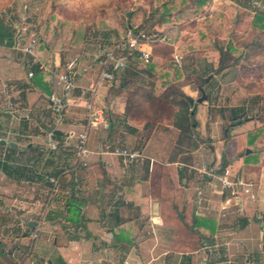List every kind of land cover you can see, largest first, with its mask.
Listing matches in <instances>:
<instances>
[{
    "label": "crops",
    "instance_id": "0c3cea01",
    "mask_svg": "<svg viewBox=\"0 0 264 264\" xmlns=\"http://www.w3.org/2000/svg\"><path fill=\"white\" fill-rule=\"evenodd\" d=\"M210 4V17L224 15L227 21L233 12L252 21L256 9L264 11V0ZM164 31L172 35L173 57L181 55L183 28L167 26ZM98 50L93 59L79 61L76 88L67 94L58 78L30 66L29 57L13 44L0 45V264H264V157L259 170L249 173L253 160L237 159L247 149L246 134L227 141L236 154L225 169L248 185L237 186L232 197V190L223 191L217 179L225 157L211 148L217 160L198 166L202 146L197 127L189 141L173 126L147 135L146 123L125 118L127 91L118 92L125 70H118L115 83L103 82L94 97L82 91L100 77ZM37 55L46 67H61V54L51 46L43 45ZM208 62L202 66H217V59ZM30 70L34 79L28 77ZM136 74L139 81H151L140 70ZM183 90L193 100L195 91L189 86ZM91 100L106 119L91 130L89 149L96 152L109 144L140 152V160L126 166L113 155H94L89 167L74 169L76 137L87 125ZM57 102L64 106L61 113L55 111ZM234 106L227 98L229 109H224ZM209 108L199 116L205 132ZM165 135L177 136L178 153L163 150ZM185 143L190 156L179 146ZM47 177L60 179L48 206Z\"/></svg>",
    "mask_w": 264,
    "mask_h": 264
},
{
    "label": "trees",
    "instance_id": "16d2710c",
    "mask_svg": "<svg viewBox=\"0 0 264 264\" xmlns=\"http://www.w3.org/2000/svg\"><path fill=\"white\" fill-rule=\"evenodd\" d=\"M50 1L54 3L55 7L58 6L61 8V10H64L67 14H69L72 18L68 21H74L78 34H83V37L79 41V46L81 49L87 45L86 41L89 36V32L95 29L96 19L107 9H112L116 15H122V13H125V16L127 17V29L136 25H139L144 29V24L149 21L148 18H150L152 21L155 18L156 13H151V10H156L161 7L160 10H162L164 13H169L170 17L168 19L161 18L155 24H151L150 29L145 28L144 30L147 32H163L165 27L176 24V20L182 21L184 17L196 15V10L206 9L208 4H210V0H192L191 3L188 0H168L167 2L166 0H153V4L151 2L148 7L143 6V9L140 8L141 10H137V3L139 0H96L93 1L91 7L88 5L90 0H83L79 2L70 0H63L64 2H62V0ZM256 10L257 11L254 15V18L251 21V28L254 32L253 36L251 37V42L248 44L244 43L242 49L239 48L235 42V38H239L241 41H246V38L244 40L241 39V37H244L243 35H239L242 31L240 29L245 31V29L241 27L240 21H238L236 24H233L232 21L227 22L225 17L220 15L218 16L220 20L219 18H210L212 19L210 20V24L212 25L211 29L217 32H225V35L222 34L221 37L210 36L209 41H207L204 36H201V38L198 39L197 34H199V36L203 35L202 32H198L197 34L188 33L185 29L186 25H183L182 27L184 33L180 40L181 53H216L218 56L216 62L217 67L216 69H213V74L222 76H229L233 74L234 79L239 81V83L242 85L245 84L246 80L251 86L256 83L258 85V74L256 75V69H244V62H248V60H250L249 56H252V58H257L261 54L260 47L262 46V43H264V11L261 9ZM130 12L131 15L129 16L128 13ZM177 13L179 14L177 15ZM216 14L218 15V13ZM52 19L55 21L57 20L55 17ZM93 34L97 35L96 30ZM123 34L120 35L116 31H113V33L109 32L108 35H104V39L101 41V43H99V45L105 46L117 43L122 38ZM258 34H263V38L260 39ZM109 35L115 36L116 39L107 40L110 37ZM237 35H239V37ZM190 36L193 37L191 38ZM202 38H204L203 41ZM13 39V31L7 24L6 20L4 19V15L1 12L0 45H5L8 40ZM40 41L41 44L46 45V43L43 42V39H40ZM195 43H200V45H196ZM43 45L40 47L42 48ZM74 46L75 44L71 45V51H74V49H72ZM161 46L159 45L155 48ZM80 53L81 52H76L70 57L61 54V68H65V66L72 62L75 63L77 68L79 61L82 59L80 57ZM66 57H68V59H72L66 61ZM121 57L122 59H125L126 67L123 69L125 71L121 72L123 82L121 83L118 92L120 93L121 91H127L126 108L123 114L125 118L140 124L146 123L144 126L145 129L151 130L146 132L147 135L150 134L152 130L157 129L160 126H173L181 131L180 134L187 137L189 141H192L190 137L193 134V131H195L194 128L197 127V121L195 120V113L193 114L194 106L190 103L192 98L184 92L183 88L185 86H189L193 91H198L199 93H201L200 88L205 90L206 85H210L212 88V72H200L196 79L188 78L187 81L183 83L186 77H183V72L181 70L182 68L178 67L179 71L176 69L177 75H175V77H171L172 75L169 76V72L167 70L169 68H166V66L163 64L157 65L154 58H152L151 63L144 64L138 59L139 56L137 52L124 53L121 55ZM170 61L174 62L173 55ZM36 69L40 70L37 66ZM110 70L115 75L113 82L115 83L116 79L120 77V75H118L119 68L110 66ZM138 70L142 71L143 74H146L151 79V81L145 83L137 80L136 72ZM207 79L209 80L207 81ZM206 96L208 102L213 103L218 101V97L212 98V94H207ZM219 112L222 113L221 116H224V119L227 118L230 122L239 119L241 120L242 123L240 125L233 127H230L229 125L224 128V132L228 129L227 135L225 134V141H228L230 138L238 136L241 133L246 134L248 140L247 149L243 153L239 154L237 159L243 157L247 161L253 160V165L248 168V172H256L261 166V157H264V115L255 119H242L246 113H241V111L238 109H232L230 111L222 109L219 111L214 108L210 109L209 114H212L210 119H216V116ZM211 122L212 121L208 122V126H210ZM255 147H259L260 149H255ZM248 149L251 150L249 154H247ZM232 161L233 160L229 161L226 158H223L220 165V172L229 166ZM59 176L60 175H58V177Z\"/></svg>",
    "mask_w": 264,
    "mask_h": 264
},
{
    "label": "rangeland",
    "instance_id": "374dc122",
    "mask_svg": "<svg viewBox=\"0 0 264 264\" xmlns=\"http://www.w3.org/2000/svg\"><path fill=\"white\" fill-rule=\"evenodd\" d=\"M70 1H83V0H70ZM86 1V0H85ZM93 1L96 0H90V3L88 5H92ZM168 0H166L167 2ZM190 3L192 0H188ZM62 2H64L62 0ZM153 0H139L137 3L138 8L137 10L143 9V6L148 7L149 4ZM164 2V3H166ZM140 6V7H139ZM142 6V7H141ZM211 4H208V7L206 9L202 10H196L195 14L191 17H184L182 21L176 20L175 23L171 25L172 27L177 28H183V25H186L185 29L188 33H195L202 32L203 35L197 34L198 39L201 38V36H204V38L209 41L210 36L212 37H221L222 34L225 35V32H217L213 29H211L212 25L210 24V14L209 11L211 8ZM134 8V7H133ZM141 8V9H140ZM135 9V8H134ZM158 9H152L151 13H156L155 18L153 21L148 18V22L144 24V27L146 29L151 28V24H155L159 19H168L170 17L169 13H164L162 10ZM259 9V8H258ZM143 11V10H142ZM3 13L4 19L7 20V24L13 31V36L17 35V31L20 27L26 25L31 27L32 32H35L38 34V37L40 39H43L44 43H46L47 46H51V49L60 54H64L67 56H72L76 52H81L80 57L82 59L89 60L90 58L93 59L95 52L98 48L99 43L104 39V35L109 32L113 33V31L118 32V34L122 35L127 30V17L125 16V13L122 15H116L115 12H113L112 9H107L96 19L95 29L91 30L89 32V36L86 41V46L81 49L79 46V41L83 37V34L80 35L76 31V25L74 21H68L71 20V16L67 14L64 10H61L60 7L54 6V3L50 0H0V13ZM181 13V12H179ZM177 13V15L179 14ZM194 13V12H193ZM219 13V12H216ZM100 15V14H99ZM129 15V14H128ZM150 16V14H149ZM224 16V15H223ZM234 18L233 21L237 19L241 23V27L243 29L239 35H243L244 37H241V39H245L246 41H241L239 38H235V42L239 48L242 49L244 43L251 42V37L253 36V30L251 28V21H244L242 12H233ZM55 17L57 20L55 21L52 19ZM148 17V16H147ZM225 17V16H224ZM226 19V18H225ZM214 20V19H213ZM231 19H229L227 22H231ZM146 21V20H143ZM242 21V22H241ZM144 28V29H145ZM81 29V28H79ZM92 29V28H90ZM83 30V29H81ZM96 30L97 35H94V31ZM213 30V31H212ZM252 30V31H251ZM239 35H237L239 37ZM110 36V35H109ZM209 36V37H208ZM250 36V37H248ZM191 38L193 36H190ZM258 37L260 39L263 38V34H258ZM202 38V41L204 40ZM115 40V36L111 35L107 40ZM218 39V38H216ZM14 40V39H13ZM13 40H8L7 43L12 42L14 44ZM74 45V51H71V45ZM13 48L15 46L13 45ZM261 54L256 58H252V56H249L250 60L245 63L244 69L255 68L256 69V75L258 74V85L257 83L254 85H250L249 82L246 80L245 84L242 85L239 83V81H236L233 77V74L227 76L217 75L213 74V69L217 66H206L203 67L202 65L209 64L208 60L213 61L217 59L216 53H204V52H186L181 53V48L177 50V54H181L183 56V65H182V72L185 75V80L183 83L187 81L188 78L190 79H196L200 72L204 73H211L213 75V87L211 88L210 85H206L205 87V94H212V98L216 97V94L218 95V101L216 103L210 104L208 101H205L202 104L196 103V121L198 123L199 119V126H197V129L199 131V137L198 142L201 143L200 145L201 150L198 154V166L202 169V166L204 164L206 166H209L211 162L216 161L217 159L214 158V153L217 156H223L227 160L231 159L235 156V147L233 148L227 141H225V134L224 128L231 126V123L227 118L224 119L223 116H221L222 113H218L216 116V119L208 118V121H212L210 126L207 127V131L205 132V129L203 127H200V121L201 117L203 116L205 112L206 107H213L219 111L226 108L227 110L229 107H226L227 104V98L229 101H232V104L235 105V109H238L241 111V113L244 114V117L242 119H250V118H259L262 115H264V43H262V46L260 47ZM175 49L170 46H161L157 47L153 50V57L157 63L163 64L166 66L169 76L175 77L177 75V64L170 61L172 55L174 54ZM66 61L71 60L72 58L66 57ZM159 70V69H158ZM161 71V70H159ZM179 71V69H178ZM247 73V72H246ZM260 73V74H259ZM191 89V88H190ZM201 97V93L198 91H195L193 100L196 101ZM207 103V104H206ZM209 108V109H213ZM204 110V112H203ZM200 116V118H199ZM212 114L210 115V117ZM227 116V115H226ZM240 120V119H239ZM237 121V120H234ZM217 122V126H213L214 123ZM198 125V124H197ZM161 127V126H160ZM216 127V129H215ZM212 132V133H211ZM156 135H159V133H156ZM211 135H213V139H211ZM227 135V134H226ZM176 136V135H175ZM175 136L172 135H165L166 141L163 142V150H167V147L169 150H173V153L177 150V139ZM174 137V138H173ZM228 140V139H226ZM174 142V147L172 148V143ZM226 142V144H225ZM90 143V142H89ZM158 144V143H156ZM190 144L185 143L181 146L185 152H188L187 155L192 152V149L189 146ZM160 146V144H158ZM156 146L155 148H157ZM246 147V146H245ZM211 148H214V153L211 151ZM255 149H260L259 147H255ZM154 150V149H153ZM187 156V157H189ZM91 163V161H90ZM90 166V164H89ZM209 169V167L207 168ZM247 181V179L245 180ZM53 248V245L50 247V249ZM13 263L16 262V260L12 261ZM1 264L3 262L1 261ZM27 264V263H25ZM37 264V262H35Z\"/></svg>",
    "mask_w": 264,
    "mask_h": 264
},
{
    "label": "built area",
    "instance_id": "2783aa9c",
    "mask_svg": "<svg viewBox=\"0 0 264 264\" xmlns=\"http://www.w3.org/2000/svg\"><path fill=\"white\" fill-rule=\"evenodd\" d=\"M13 42L16 51L29 57L30 66H38L40 70L50 72L58 78V84L62 85L65 93L70 94L76 88L73 80V75L76 70L75 63L72 62L65 66V68L54 67L52 69L51 67H46L37 55V51L41 46L40 38L37 33L32 32L31 27L26 25L20 27L17 31V35L14 36ZM172 43V35L166 31L147 32L139 25L129 27L119 42L98 47L99 50L96 59L101 68L100 77L97 82L91 84L87 88H83L82 91L94 97L99 86H101L103 82L111 84L115 79V75L110 70V66L124 69L126 67V61L121 57L124 53L137 52L139 56L138 59L144 64H149L152 62L153 50L156 46H169ZM183 60V56L181 55L174 56V62L179 68L182 67ZM34 75V71L30 70L28 77L33 78ZM63 108L64 106L62 103H56L55 111L57 113H61ZM86 109L88 112L87 125L85 129L77 135L76 144L74 146L75 170L89 167L90 161L94 155H113L120 158L126 166H130L132 163L143 157L138 151L113 147L109 144L100 146L96 152L91 151L89 149L90 132L104 124L106 115L105 111L97 106L93 100L87 104ZM210 175L214 176V173H211ZM217 179L219 180L223 191L232 190L230 193L232 197L237 196V193L235 192L237 186H248L242 179L231 177L228 169H225L219 174ZM46 181L51 185V194L46 204L48 206L53 199V196H55L59 190L60 179L58 177H47ZM246 193H249L248 189H246ZM36 238L37 235H34L33 240Z\"/></svg>",
    "mask_w": 264,
    "mask_h": 264
},
{
    "label": "water",
    "instance_id": "95a60500",
    "mask_svg": "<svg viewBox=\"0 0 264 264\" xmlns=\"http://www.w3.org/2000/svg\"><path fill=\"white\" fill-rule=\"evenodd\" d=\"M10 44H12L11 41H10ZM208 80H209V79H207V81H208ZM200 92H201V97H200L199 99H197L196 101H194V100H190L191 105H194L195 103L202 104V103H204L205 101H207V96H206L204 90L200 88ZM241 123H242L241 120L233 121V122L231 123V126H232V127H233V126H237V125H240ZM247 152L250 153L251 151L248 150Z\"/></svg>",
    "mask_w": 264,
    "mask_h": 264
}]
</instances>
